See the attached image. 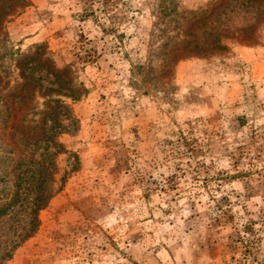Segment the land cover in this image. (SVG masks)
Here are the masks:
<instances>
[{
    "label": "rangeland",
    "instance_id": "obj_1",
    "mask_svg": "<svg viewBox=\"0 0 264 264\" xmlns=\"http://www.w3.org/2000/svg\"><path fill=\"white\" fill-rule=\"evenodd\" d=\"M241 2L0 0V65L41 54L42 91L51 68L85 91L5 264H264V20Z\"/></svg>",
    "mask_w": 264,
    "mask_h": 264
},
{
    "label": "trees",
    "instance_id": "obj_2",
    "mask_svg": "<svg viewBox=\"0 0 264 264\" xmlns=\"http://www.w3.org/2000/svg\"><path fill=\"white\" fill-rule=\"evenodd\" d=\"M240 6L258 23L264 20V4L243 0ZM215 38V49L221 50V37ZM10 60V68L0 65V130L11 131L8 140L0 133V264L35 233L38 214L53 197L55 160L65 151L59 137L66 130L63 122L70 119L61 97L77 101L85 93L70 83L68 70L56 68L48 70L56 87L42 91L34 77L38 63L48 61L41 54L18 53ZM8 216L4 228L2 220Z\"/></svg>",
    "mask_w": 264,
    "mask_h": 264
}]
</instances>
